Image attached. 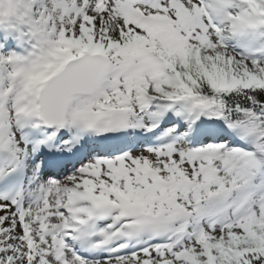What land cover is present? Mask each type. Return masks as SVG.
<instances>
[{
  "label": "snow or ice",
  "instance_id": "obj_1",
  "mask_svg": "<svg viewBox=\"0 0 264 264\" xmlns=\"http://www.w3.org/2000/svg\"><path fill=\"white\" fill-rule=\"evenodd\" d=\"M0 264H264V0H0Z\"/></svg>",
  "mask_w": 264,
  "mask_h": 264
}]
</instances>
